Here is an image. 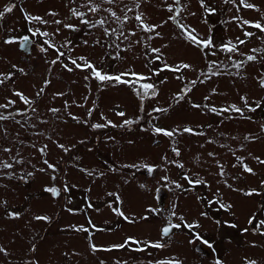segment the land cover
<instances>
[{"label":"rangeland","instance_id":"1","mask_svg":"<svg viewBox=\"0 0 264 264\" xmlns=\"http://www.w3.org/2000/svg\"><path fill=\"white\" fill-rule=\"evenodd\" d=\"M137 2L92 0L93 13L89 0H0V12L15 5L0 17V164L13 165L0 167V264H264V32L252 26L264 25V0H204L214 12L201 0ZM229 41L235 52L221 47ZM81 57L104 74L137 73L157 94L101 82L71 63Z\"/></svg>","mask_w":264,"mask_h":264},{"label":"snow or ice","instance_id":"2","mask_svg":"<svg viewBox=\"0 0 264 264\" xmlns=\"http://www.w3.org/2000/svg\"><path fill=\"white\" fill-rule=\"evenodd\" d=\"M102 2H103V0H102ZM107 2L108 3H113L114 0H107ZM226 2H227V0H226ZM232 2L234 3L235 0H232ZM239 2H240V4L244 8H248V9L255 8V5L254 4H251V3H248L247 0H239ZM133 3L135 4L136 7H139V3L137 2V0H133ZM177 3H179V0H177ZM89 4H92V0H89ZM201 5H202V7H205V10L206 11H209V12H214L215 11V9H209V8H207L204 5V0H201ZM14 7H15V5H11V6L6 7L3 12H0V17H3L5 13L12 12ZM88 10H89V12L95 13V12H97V11L100 10V7H99V5L92 4V6L89 7ZM128 10L131 11L132 9L129 8ZM168 10H169V12H171L172 11V7L169 6ZM71 11H72V14L74 16L81 18V23H83L85 25L89 24V21L88 20L82 19L84 17L85 13L79 12L76 9H72ZM177 14H179V10L177 11ZM111 15L113 17L116 16V14L114 12H112ZM26 18L27 19H30V20H33V21H41L42 20V18L41 17H38V16H34V17L33 16H29V17H26ZM116 19H117L118 22H120L119 17H117ZM127 19H128V17L125 15L124 20H127ZM135 19L137 21H140V26L144 30H146L148 32H152V31L155 30V27L156 26L145 24L144 21H143V19H142V16L140 14L136 15ZM169 19H175V17L170 16ZM233 19H238V17H233ZM56 23L59 24L61 22L60 21H56ZM250 23L251 22L248 21V20H243L242 21V24L243 25H249ZM96 24H99V25L103 26L105 24V20L104 19H101V20L97 21ZM96 24H92L91 26L92 27H95ZM252 26L255 27L256 29H259L261 32H264V25H262L260 22L257 21L254 24H252ZM64 27L65 28H68V29H74L75 28V25L70 24V23H65L64 24ZM179 27L181 28L182 32L186 35V38L188 40H190L192 43L197 44V45H201L205 49L211 48V47L214 46L211 37H209L207 39L201 40V39H198L197 36L193 34L194 30H188V26H186L184 24H180ZM115 31L116 30L114 29L113 30V33H115ZM37 32H39L38 29L33 33V35H35ZM105 33L106 34H109L107 29H105ZM39 34L40 35H43V36L49 35L47 32H43V33H39ZM121 35H123L122 32H121ZM156 35L158 36L159 33L157 32ZM245 35L246 36H252L253 33L246 32ZM23 40H24V42H27L29 40V38L28 37H24ZM5 42L6 43H11L12 41L9 40V41H5ZM239 43L240 44H244L245 41L240 40ZM22 46H24V45L22 44ZM221 47L226 52H228V53H232V52H235L237 50L236 45L235 44H232L230 41L228 43H226V44L221 45ZM151 51L154 52V53H159L160 50L157 49V48H153V49H151ZM253 51L256 52V51H260V50L259 49H253ZM59 55L60 56H63L64 53L61 52V53H59ZM57 59H59V56L57 57ZM156 59L158 60V59H160V57L157 56ZM80 60H83L84 63L83 64L77 63L76 60H72L71 63L77 69H91L92 70L91 71V75L94 78H96L99 81H101V82H105V81H115L117 83H123V84H129V85L139 84V89H137L136 91H137V95H141V98L142 99H143V97H147L149 95L155 96L157 94L156 91H155V86L153 84H149V83L140 84L139 83L141 80H144L146 78L143 77V76H141V75H139V74H137V73H121V74L116 75V76H111V75H108V74H104L100 70L96 69L95 66L92 65L91 63H89L88 61H86L85 58L81 57ZM254 60H256V56H254V55H248L247 56V61H254ZM53 63H56V61H53ZM242 65H243V61L236 63L234 66L237 67V68H240V67H242ZM64 67L67 68L68 71H72V69L71 68H68L67 65H64ZM164 67L165 68H169L168 65H165ZM189 67L190 66L188 64H182L178 68H173L171 70L178 71L180 68L187 69ZM209 72H211V67H209ZM215 74H217V73H213V75H215ZM124 76H132V77H135V79L134 80L123 79L122 77H124ZM10 77H11V74H9V77L8 78H10ZM87 78L88 77H85V79H87ZM2 83H4V81L3 80H0V84H2ZM191 83L194 85L196 83V81L193 80ZM261 86L264 87V80H261ZM140 89L143 90L142 93H141ZM150 89L152 90L151 93H149V90ZM42 92H43V89H41L40 93H37V95H40ZM17 95H21V94L17 93ZM179 98L180 99H183L184 97L183 96H180ZM21 99H23L26 104L30 103V101L27 98L23 97L22 95H21ZM7 106L8 105H0V108H6ZM194 106L195 107H200L199 105H194ZM259 106L260 105L257 104V107H259ZM230 107H231L232 110H234L237 113H240L242 111L240 108L235 107L234 105L233 106H230ZM250 110L254 111L255 109H251L250 108ZM51 111L55 112L57 110L56 109H52ZM155 111H165V110H163V109H156ZM211 111L212 112H216L217 109L215 107H213L211 109ZM223 111H229V109H224ZM119 115L124 116V113L123 112H120ZM8 118L9 117H6V116L0 114V120H5V119H8ZM109 123H111V122H109ZM124 123L125 124H131L132 121L125 120ZM93 127L100 128V127H103V125L95 124V125H93ZM262 128H264V125H262ZM183 131L184 132H187V133H192L193 132V129L186 127V128L183 129ZM155 132L156 133H163L164 135H167V136H173L174 135V133L172 131H167V130H164V129H161V128H156L155 129ZM60 147L63 148L64 146L63 145H60ZM6 151H8V150L6 149ZM40 151L41 152H44L45 149H40ZM173 151H177V154H179L178 153V150L173 149ZM210 155H212V154L210 153ZM17 162H19V161H17ZM45 163H47V161H45ZM260 163H264V161H260ZM0 167H3V168H12L13 165L12 164H9V163H2V164H0ZM48 167L49 168H53L54 166L51 165V164H49ZM181 167H182V165H181ZM244 170L246 172H249V173L252 172V169L250 167H248L247 165H244ZM151 171H152V169L149 168V172H151ZM27 175L28 176H31L32 173H28ZM21 179H25V177H21ZM189 183H192V181H189ZM195 183L196 184H199V183H201V181L197 180V181H195ZM177 187H179V185H177ZM46 191L51 192L53 195H58V190L56 188H46ZM247 194L251 195V193H247ZM110 195H112V194L110 193ZM117 199H118V197H117ZM220 207L221 208H225L226 206L224 204H221ZM113 211L118 212V214L121 215V216L124 215L123 212H120L119 211V209H115L114 208ZM153 211H157V210H153ZM10 215H12V216L15 217V216H18L19 213H10ZM172 215H175V213L173 212ZM35 219H37V220H48L49 218L48 217L37 216V217H35ZM125 219H127V217H125ZM181 219H183V218L181 217ZM180 227H181L180 224L169 225V226L164 227L162 229V232H163V234L167 235V234L170 233L171 228H180ZM188 227L191 228L192 225H188ZM233 227H234V225H233ZM79 230L87 231V229H79ZM129 239H131V238H129ZM125 243H127V241ZM124 246L125 245H118V246H115V247H121L122 248ZM152 246L153 247H156V248L162 247V245L160 243H155ZM92 249H93V251L97 250L95 245H92ZM137 250H141V249H137ZM3 251H4V249L3 248H0V252H3ZM217 264H221V262L220 261H217ZM247 264H256V262L255 261H248Z\"/></svg>","mask_w":264,"mask_h":264},{"label":"water","instance_id":"3","mask_svg":"<svg viewBox=\"0 0 264 264\" xmlns=\"http://www.w3.org/2000/svg\"><path fill=\"white\" fill-rule=\"evenodd\" d=\"M167 226H169V225H167ZM164 227H166V226H164ZM164 227H163V228H164ZM163 228H162V229H163Z\"/></svg>","mask_w":264,"mask_h":264}]
</instances>
